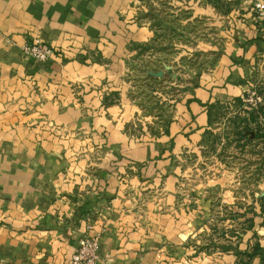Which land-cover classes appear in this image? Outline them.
I'll return each mask as SVG.
<instances>
[{"label":"crops","instance_id":"crops-1","mask_svg":"<svg viewBox=\"0 0 264 264\" xmlns=\"http://www.w3.org/2000/svg\"><path fill=\"white\" fill-rule=\"evenodd\" d=\"M126 2L0 0V264H69L88 228L100 236V264H159L171 230L165 221H154L153 202L146 199L143 206L136 194L147 196L159 185L174 189L179 174L173 158L183 149H199L198 140L212 128L209 106L240 97L241 81L264 63V21L245 5L229 19L233 24L220 64L187 99L168 132L119 147L118 135H128L124 125L131 118L122 113L118 123V103L88 114L93 105L101 108L110 92L118 93V39L128 23L119 13ZM35 38L54 48L51 60L24 54V45ZM74 83L86 86L80 107L69 92ZM59 87L64 95H56ZM41 117L69 127H95L110 157L94 174L72 173L62 147L39 141ZM135 163L138 173L127 175L125 167ZM77 165L79 172L84 163ZM118 169L126 174L121 181ZM224 191L230 197L236 189L227 185ZM249 191L246 205L230 208L253 215L252 234L256 230L264 246V175ZM172 228L177 242L184 241L186 224ZM245 241L243 251H250ZM251 261L261 264L259 256ZM236 262L228 254L216 264Z\"/></svg>","mask_w":264,"mask_h":264},{"label":"rangeland","instance_id":"rangeland-1","mask_svg":"<svg viewBox=\"0 0 264 264\" xmlns=\"http://www.w3.org/2000/svg\"><path fill=\"white\" fill-rule=\"evenodd\" d=\"M249 4L264 21L256 8L257 4L264 6L263 0H127L119 13L128 23L121 28L122 39H118V93L110 92L101 108L93 105L88 115L118 103V123L122 113L131 118L124 125L128 135H118L119 147L127 140L134 145L149 140L154 132H168L170 124L181 116L187 99H192L203 80L220 64L233 24L229 19L240 15L242 7ZM36 39L40 38L25 45ZM23 52L35 59L24 47ZM241 84L244 90L240 97L209 106L212 128L198 140L199 149H183L175 154L173 167L178 168L179 175L174 189L159 185L147 196L136 194L143 206L146 199L153 202L154 221L161 225L165 221L171 230L170 240L161 248L164 259L159 264H216L228 254L237 257V264H251L254 259L247 254L260 239L256 230L252 234L253 215L234 211L230 205H246L251 198L248 195H252L249 190L256 189V180L264 175V63L249 71ZM85 87L74 83L69 90L78 107L83 104ZM104 88L108 91L109 86ZM64 93L62 87L56 90L57 96ZM36 126L41 129L40 142L62 147L72 173L94 174L98 164L110 157V147L100 143L97 130L89 124L69 127L41 117ZM80 162L84 167L78 172L76 165ZM132 167H125L127 175L138 173L140 164ZM124 174L118 169L120 181ZM222 175L228 178L224 176L214 184ZM227 185L236 189L230 197L224 195ZM139 213L145 215L142 208ZM179 223L187 227V237L181 243L172 228ZM89 230L79 245L82 239L96 237L100 258V236ZM246 239L252 246L247 253L243 251Z\"/></svg>","mask_w":264,"mask_h":264},{"label":"built area","instance_id":"built-area-1","mask_svg":"<svg viewBox=\"0 0 264 264\" xmlns=\"http://www.w3.org/2000/svg\"><path fill=\"white\" fill-rule=\"evenodd\" d=\"M256 8L260 17L264 19V6L257 4ZM24 51L31 54L35 59L44 62L54 54V49L40 39H36L32 44L25 45ZM97 247L98 239L96 237L82 239L79 247L72 254L69 264H100Z\"/></svg>","mask_w":264,"mask_h":264},{"label":"trees","instance_id":"trees-1","mask_svg":"<svg viewBox=\"0 0 264 264\" xmlns=\"http://www.w3.org/2000/svg\"><path fill=\"white\" fill-rule=\"evenodd\" d=\"M215 1L216 3H219L220 0H215ZM210 112H211V108H210ZM159 134H160L159 132H154V135L158 136ZM250 227H253V221ZM247 254L250 258L259 256L261 259V264H264V246H262L259 242L255 243V245L253 246V250Z\"/></svg>","mask_w":264,"mask_h":264}]
</instances>
